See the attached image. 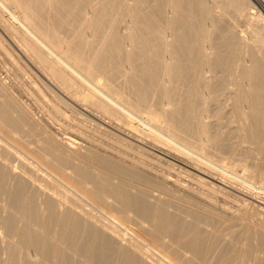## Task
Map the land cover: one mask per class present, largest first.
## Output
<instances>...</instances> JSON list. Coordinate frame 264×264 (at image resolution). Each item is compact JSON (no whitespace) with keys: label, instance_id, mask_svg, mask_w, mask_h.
<instances>
[{"label":"bare ground","instance_id":"1","mask_svg":"<svg viewBox=\"0 0 264 264\" xmlns=\"http://www.w3.org/2000/svg\"><path fill=\"white\" fill-rule=\"evenodd\" d=\"M254 9L249 0H0L74 101L264 199V23ZM0 139L24 174H48L71 193L38 201L32 180L0 167V264H149V249L168 264H264V229L244 214L226 219L108 158L64 154L1 91ZM117 228L131 232L125 244Z\"/></svg>","mask_w":264,"mask_h":264},{"label":"rangeland","instance_id":"2","mask_svg":"<svg viewBox=\"0 0 264 264\" xmlns=\"http://www.w3.org/2000/svg\"><path fill=\"white\" fill-rule=\"evenodd\" d=\"M249 1L255 7V14L260 15L259 22L263 24L264 8L255 0ZM7 22L0 11V91L25 115L31 125L41 131L42 136L54 142L64 154H97L108 158L164 184L168 189L189 198L191 202L218 212L226 219L242 213L248 224L264 229L263 198L251 194L240 184L198 168L179 153L141 134L129 132L127 128L119 127L74 101L26 50L19 35ZM250 28L247 24L240 23L237 28L240 37H250ZM244 53L242 48V54ZM225 111H229L228 105ZM229 120L230 126H238L231 114ZM69 138L74 140L71 142ZM5 143L0 139V167L11 175H24L32 180L33 188L39 189L38 201L53 190L57 191L59 198L71 194L61 185L54 188L48 180L53 178H49L48 174L32 178L24 174L20 161L5 148ZM17 150L23 152L19 147ZM260 158V155L253 154L252 162L258 163ZM199 173L202 178H199ZM213 179H217L215 185L212 184ZM60 208L65 211L68 205L61 203ZM104 222L109 220L105 219ZM117 230L120 243L125 244L131 239L130 231L122 228ZM214 235V231L207 230L208 243H211ZM146 252L145 262L168 264V260L157 251L149 249Z\"/></svg>","mask_w":264,"mask_h":264}]
</instances>
